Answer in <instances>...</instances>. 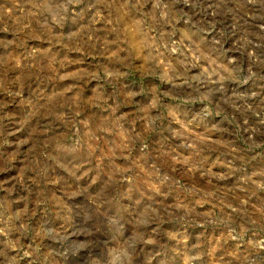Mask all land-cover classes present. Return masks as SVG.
Masks as SVG:
<instances>
[{"label": "rangeland", "instance_id": "1", "mask_svg": "<svg viewBox=\"0 0 264 264\" xmlns=\"http://www.w3.org/2000/svg\"><path fill=\"white\" fill-rule=\"evenodd\" d=\"M0 264H264V0H0Z\"/></svg>", "mask_w": 264, "mask_h": 264}]
</instances>
